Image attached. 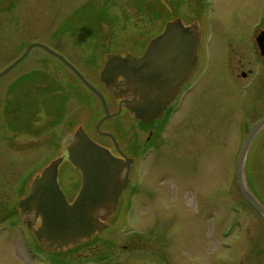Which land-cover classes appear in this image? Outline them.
Listing matches in <instances>:
<instances>
[{
    "label": "rangeland",
    "instance_id": "rangeland-1",
    "mask_svg": "<svg viewBox=\"0 0 264 264\" xmlns=\"http://www.w3.org/2000/svg\"><path fill=\"white\" fill-rule=\"evenodd\" d=\"M159 1L16 0L0 6V71L32 43H40L64 55L102 91L100 67L88 69L83 65L85 69L76 61L79 53L105 48L117 53L139 47L138 50L174 15L185 24L200 23L202 39L198 51L206 70L192 93L189 120L184 127L180 125L182 131L189 132L185 142L189 153L178 160L169 154V162L165 154L150 160L149 174L156 186H144L142 195L121 199L119 211L109 218L108 227L93 237L102 243L97 249L98 258L85 249V256L92 257L81 262L264 264V217L238 191L237 162H229L227 170L219 164L217 150L227 146L231 154H237L248 135H236L238 118L245 114L252 121L254 114H264V57L255 42L258 30L264 27V0H175L172 10L162 11L164 20ZM80 5L84 6L79 8ZM157 10L160 14H156ZM79 26L87 29L85 35L78 34ZM80 36L88 44L84 39L78 40ZM45 50L33 47L22 62L0 76V201L7 208H13L20 196L14 187L19 177L22 181L29 176L32 179L52 160L65 158L63 142L79 126L96 140V122L104 114L100 99L70 68ZM107 52L101 54L102 62ZM41 62L51 70L46 72ZM103 94L109 108L116 104L114 98L112 104L108 91ZM183 115L184 110L177 119ZM252 143V150L259 151L264 161L263 128ZM158 159L161 164L189 170L196 179L190 181L192 194L198 192L199 197L185 191L176 194L173 184L179 176L169 175L165 179L168 184H162L159 166L155 169ZM207 160H212L211 166ZM250 169L252 181L245 180V184L264 198V162L258 168L259 178L257 170ZM209 172L211 176L207 175ZM79 178L80 172L71 163L60 165L58 180L64 189ZM208 178L214 190L211 205L204 196ZM228 180L229 184L234 182L232 197L222 193ZM5 253L7 249L0 250V264H15L17 258L12 261ZM69 254L72 263L76 255ZM20 262L36 263L23 259Z\"/></svg>",
    "mask_w": 264,
    "mask_h": 264
},
{
    "label": "water",
    "instance_id": "water-1",
    "mask_svg": "<svg viewBox=\"0 0 264 264\" xmlns=\"http://www.w3.org/2000/svg\"><path fill=\"white\" fill-rule=\"evenodd\" d=\"M202 30L199 23L185 24L180 17L169 20L162 32L150 40L140 57L126 54L108 55L100 71V80L120 99L119 110L111 114L103 94L67 59L40 43H32L12 64L0 72L3 76L20 63L33 47L41 46L65 62L80 79L95 92L104 106L101 123L125 107L141 120L162 115L185 81L199 64L198 47ZM261 55H264V31L257 38ZM122 77V80H119ZM264 127V118L257 122L247 135L238 161V184L246 201L264 217V205L245 184V159L253 138ZM100 132V131H99ZM114 139L110 133H105ZM67 160L80 172L81 189L69 202L60 187L59 167L64 157L52 160L33 179L28 195L18 207L26 222L39 218L34 229L39 243L47 249H61L86 241L108 227L117 209L120 196L128 181L130 163L115 157L107 148L94 141L80 126L64 141ZM31 222H29L30 224Z\"/></svg>",
    "mask_w": 264,
    "mask_h": 264
},
{
    "label": "flooded vegetation",
    "instance_id": "flooded-vegetation-1",
    "mask_svg": "<svg viewBox=\"0 0 264 264\" xmlns=\"http://www.w3.org/2000/svg\"><path fill=\"white\" fill-rule=\"evenodd\" d=\"M8 1H10V3L9 2L6 3V0H0V6H3L5 4H9V5L13 4V2L16 0H8ZM174 1L175 0H160L159 1L162 7L161 9L162 19H163L162 11H166V9L172 10L171 5L174 3ZM83 6L80 5L78 7L80 8ZM175 16L176 15H174L173 17ZM263 31H264V27L260 28L255 37L256 46L259 50V54L261 58H263L264 55H261L260 53V49L258 47L256 38ZM76 33L77 31L75 32V34ZM86 33H87V29L83 30L81 26L78 27L79 35H85ZM72 35L73 34H71L70 36ZM77 38L78 40L80 38L84 39L83 40L85 41L84 43L88 44V41L85 37L80 36ZM148 43L144 47L141 46V48L138 50L136 49L139 47L134 48L133 51L130 50L125 53H117V51H112L109 48L84 51L81 54L79 53V57H78L79 60L76 59V61H78V63L81 64L82 67L85 66L88 69L89 67L91 69H95L98 66L100 67V70H102L106 63L108 55L120 54L124 56L129 53L131 55L140 57L146 51ZM134 50H136L137 52H135ZM105 51H109V52L105 54L103 62H102L100 60L102 58L101 54ZM49 54L53 56L54 58H57L55 55L51 53ZM198 55H199V64H198L197 69L193 72V74L189 77V79L183 84V86L177 92L173 100L164 109L161 116L145 121V120L135 118L134 115L130 113L129 110H127L125 107H122L120 113L105 119L101 123L99 127L100 132L97 130L96 126H97V122H99L100 119L105 115V112L97 120L96 126H95V132L96 134H98V136L96 135L97 137L96 140L94 138L93 139L96 142H98L100 145L107 148L115 157L123 159L124 161L130 163V167L128 169L129 171L128 181L120 196L119 203L116 209V214L119 211L120 202L122 198H125L126 196H128L129 198H134L135 196H138L137 194L140 195L142 192L143 193L145 192L144 186H147V187L148 186L151 187L152 185L156 186V183H157L156 180L155 179L153 180L154 177L152 178V176L149 174V162L152 158H156V157L162 158V156L165 154L166 160L169 162V158H168L169 154L172 156L176 155L177 157L176 159L178 160L179 157H181L183 154L187 155V153H189V148L185 144L186 135L189 132H187L188 130H183V131H186V132H183L182 127H184L185 122L189 120L187 113L190 111L191 106H192V102L190 99L192 100L194 99V96L192 93L195 90V88L199 85L200 81L205 75L206 69H203V67L201 66L202 65L201 63L203 62H202V55L201 53L199 54V51H198ZM57 59L60 61L62 65L69 68V66H67L65 62H63L59 58ZM41 63L46 66V69H44L46 70V72L51 70L49 69V65L43 62ZM70 63L73 64L72 62ZM47 75L48 74L45 73L46 78H50V77H47ZM242 76L243 77L247 76L243 70H242ZM119 80H122V77H119ZM102 84L103 83L100 82V85L103 88V90L105 92L108 91L109 95L111 96L112 104H113V98H114V101L116 102V104L114 103L113 106L109 108V112L111 114H114L119 110L120 99H116L113 93L104 84L103 85ZM5 107H7V103ZM183 110H184V115H183L184 117L182 116V118L177 119L178 115H180ZM252 118L253 120L251 121L250 118H248L247 115L245 114L241 115L238 118L239 126L237 128L238 131L236 135L243 136V134L245 133L248 134L251 128L259 120L264 118V114H254ZM182 124L183 126L181 127L180 125ZM249 125L250 127L248 128ZM105 133L112 134L114 136V139ZM171 146H173V148H171ZM252 146H253V143L252 145H250L249 150L247 152L246 159H245V169L247 170L246 176H245L246 182L252 181V174L250 172L251 171L250 168L252 167H254L255 170H257L256 176L257 178H259L260 176L259 173L261 171L258 168H260L264 162L261 157V153L259 151L252 150ZM242 147L243 146L240 147V150L235 155L230 153V150H229L230 148L227 146H225V148L220 147L219 149H217L219 150L218 152L220 154V159L218 160L219 164L222 167H225L226 169H227V164L229 162H232V163L237 162V165H238V159L242 151ZM207 152H209L208 148H207ZM66 158H67V154H66L65 159ZM211 162L212 160L206 161V163H208L210 166L212 165ZM157 163L158 164L155 165V169H157L159 166L158 174H159V180L162 181V184L164 185L168 184V182L165 179H168L169 175L170 176L176 175V177L179 176V180H177L176 184H173V186L174 188L177 189L176 191L177 195L181 194V192H184V191L188 193L189 195H191L192 197L199 195L198 192H195L194 194H192L193 192L190 186L191 185L190 181H195L196 179L194 178L193 174L189 170L183 169L180 165H177V167H175L174 165H171L170 163L161 164V159L160 161L158 159ZM207 175L211 176L212 173L209 172L207 173ZM227 176H228V172H227ZM31 177L32 176H29L28 180L25 179L23 181L20 180V177H19V179L17 180V183L14 187H15V192L18 190V193L20 194V196L17 197V200L14 202L13 208L5 207V204H3L0 201V238H1L0 239V250L1 252H5V250L7 249V254L5 253L6 257L9 259H12V261H15L14 257H16L17 259L15 261L16 263L14 262L15 264H20L21 263L20 261L22 259L29 261L30 263H34L35 261L36 263L34 264H75L76 262L77 264H81L82 259L86 260L87 262V259H90L92 256H94V258H98L97 249H99L98 247L102 243L97 242L96 241L97 238L92 237L89 240L79 242L75 245L74 244L69 245L67 247H63L61 249H56V250L47 249L39 243V241L37 240L34 234V229L40 225L41 220L37 218L33 222L32 220L29 221L31 222L29 224V222H26L25 219L22 217L21 210L18 207L19 201L22 198L26 197L30 191L33 179L35 178L34 177L31 179ZM210 182L211 180L208 178L206 188H205L206 193L204 196L205 198L209 200V203L211 205V202H212L211 199L213 198L214 190L212 189ZM231 182L232 184H229V180L225 182V186H224L225 191L222 192L223 194H226L227 196H230V197L233 196L232 194H233V188H234V185H233L234 182L233 181ZM237 182H238V177H237V171H236V183ZM81 186H82V177L80 176V178L77 181L71 182V184L67 188L64 189L62 186L61 188L67 200L69 202H73V200L78 195L81 189ZM238 191L239 193L241 192L240 190ZM127 192H129L128 195H126ZM251 192L264 205V198L261 196L260 192L255 191V190ZM146 193L149 194L148 192ZM155 193L159 194V192L156 190H155ZM243 200L245 201L244 198ZM129 208L130 207H128V209ZM6 230L9 232H13V231L14 232L5 234L4 232ZM86 246L88 247L85 248ZM85 249H88V251L91 250V255H92L91 257L88 256L87 258L85 256L86 255L84 254ZM69 253H73L72 255L74 256L76 255L75 256L76 260L71 261L72 263L69 262L72 259Z\"/></svg>",
    "mask_w": 264,
    "mask_h": 264
},
{
    "label": "trees",
    "instance_id": "trees-1",
    "mask_svg": "<svg viewBox=\"0 0 264 264\" xmlns=\"http://www.w3.org/2000/svg\"><path fill=\"white\" fill-rule=\"evenodd\" d=\"M158 12H159V10L156 11V14H158ZM159 14H160V12H159Z\"/></svg>",
    "mask_w": 264,
    "mask_h": 264
}]
</instances>
